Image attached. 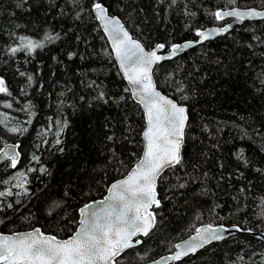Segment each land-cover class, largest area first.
<instances>
[{
  "label": "trees",
  "instance_id": "obj_1",
  "mask_svg": "<svg viewBox=\"0 0 264 264\" xmlns=\"http://www.w3.org/2000/svg\"><path fill=\"white\" fill-rule=\"evenodd\" d=\"M95 2L147 48L221 24L218 9L264 6V0H0V79L7 89L0 100L25 118L27 129L13 140L0 125V139L18 141L16 168L33 167L26 195L0 207V231L38 225L68 236L78 208L102 196L140 155L142 112L91 13ZM21 36L43 47L27 51ZM13 47L21 50L12 54ZM153 76L162 92L187 106L181 163L157 181L154 229L117 260L139 264L170 252L201 222L264 232V20L157 63ZM50 122L63 124L60 143L42 145L39 132ZM263 249L261 239L237 234L169 264H259Z\"/></svg>",
  "mask_w": 264,
  "mask_h": 264
},
{
  "label": "snow or ice",
  "instance_id": "obj_2",
  "mask_svg": "<svg viewBox=\"0 0 264 264\" xmlns=\"http://www.w3.org/2000/svg\"><path fill=\"white\" fill-rule=\"evenodd\" d=\"M229 2L234 3L235 0ZM94 11L111 41L112 51L123 77L130 85L125 91H131L133 98L144 108L147 126L143 132L145 139L143 156L124 179L109 187V194L103 200L96 202L95 205L87 204L80 209V227L69 239L58 240L55 236L42 234L39 229L27 233L0 235V264H120L117 257L126 249L141 243L139 239L133 241V238L138 235L147 236L154 227L155 216L150 208L153 205L160 206L156 196L158 176L166 168L181 163L180 147L187 121L186 109L161 95L156 90L151 76L152 65L167 57L158 56L155 50L146 52L142 45L129 35L119 20L108 17L106 9L101 4H94ZM214 15L217 20L235 17L237 21H243L246 17H264V12L232 9L217 11ZM227 30L220 28L213 32L219 34ZM211 34L213 33L202 31L196 33L201 40L208 39ZM19 39L21 48L29 52L43 47L42 43L34 42L27 37L21 36ZM179 47L173 45V55ZM21 48L13 47L10 51L15 54ZM156 48L162 49L164 45L159 44ZM6 91L4 81L0 79V92ZM99 98L103 99V93ZM9 131L27 129L11 128ZM56 143H60L59 139ZM0 153L11 159L12 167L16 166L18 153L12 155L3 149H0ZM18 186L23 187V184ZM2 195L11 193L0 192V196ZM195 231V236L182 244H176L175 254L165 259L180 260L213 240L223 239L220 229L210 224L196 228Z\"/></svg>",
  "mask_w": 264,
  "mask_h": 264
},
{
  "label": "water",
  "instance_id": "obj_3",
  "mask_svg": "<svg viewBox=\"0 0 264 264\" xmlns=\"http://www.w3.org/2000/svg\"><path fill=\"white\" fill-rule=\"evenodd\" d=\"M96 3L101 4L102 7H104V8L106 9V12H107V15H108L109 18H115V19L119 20L120 23L123 24V25H124V23H123L122 19H121L118 15H115V14H111V13H109L108 10H107V8H106V6H105L103 3H101V2H95V3H93V4L91 5V13H92V15H93L95 21L97 22V25H98L100 31L102 32V34H103V36H104V38H105V40H106V42H107V44H108V47H109V49H110V51H111V54H112L113 60H114L115 63H116L117 69H118V71H119L121 77H122L123 80L125 81V84H126L127 88H129L130 85L128 84V81L123 77V73H122V71L120 70L119 63H118V61H117L116 58H115V54H114V52L112 51L111 41L109 40L108 35L106 34V32H105V30H104L103 24H102L101 21H99V20L96 18V12L94 11V4H96ZM232 9H236V10H239V11L255 10V11H259V12H264V6H262V7L248 6V7H247V6H237V5H235V6H230V7H227V8L218 9V10H216V12H217V11H220V12L230 11V10H232ZM216 20H217V19H216ZM262 20H264V17H251V18L246 17L243 21H237L235 17H224L222 20H218V21H221V22H222L221 24H218V25H217V24L208 25V26H206V27H204V28H201V29H198V30L196 31V33H197L198 31H202V32H205V33H213V34L209 35L208 39L201 40L200 37L197 36L196 33H195V37H194V38L186 39V40H183V41H180V42H176V43L170 45L169 47H165V46H164V48H162V49H157V48H156L157 45L162 44V43H156L155 45H153V46L150 47V48L145 47V46L142 44V42H140L137 38H135V37L131 34V32L126 28L125 25H124V28H125L126 31H128L129 35H130L134 40L138 41V42L142 45V47L144 48V50H145L146 52H151V51L155 50V51L157 52V55H158V56H161V57H167V58H164V59L159 60L158 62H156V63H154V64L152 65V68H151L152 81H153V83H154V85H155V87H156V90H157L158 92H160L161 95L165 96V97L168 98V99L173 100V101H174L175 103H177L179 106L184 107V108L186 109V115H187V106H186L185 104L177 102L175 99H173V98L170 97L169 95H167V94H165L164 92H162V91L156 86V83H155V80H154V76H153V70H154L155 65H156L157 63H160V62H164V61L172 60V59L176 58L177 56H179L180 54H182V53H184L185 51H187L188 49L193 48V47H196V46H199V45L203 44V43H204L205 41H207V40H210V39L216 38V37H218V36H222V35L228 33L229 30H230L233 26L240 25V24H242V23H244V22H247V21H262ZM220 28H227L228 30L225 31V32H223V33H219V34H216V33L213 32V30H218V29H220ZM173 45H178V46H180V47L177 49L175 55L172 54V48H173ZM184 45H188V47H184ZM129 93H130L131 98H132V99H133V100L139 105V107H140V109H141V112H142L143 121H144V126H143V129H142V131H141L142 147H141L140 155H139L138 159H137L134 163H132V165L127 169V171H126L122 176H120V177H118V178L112 180V181L108 184V186H107V188H106V191H105V193H104L102 196H100V197H98V198H94V199L88 200V201L84 202V203L78 208V210H77L78 218H77V225H76L75 229H74V230H73L68 236L63 237V238H62V237H58V236H56V235L53 234V233H49V232H44V231H42V229H41L40 226H38V225H37V226H33V227H31V228H28V229H24V230H16V231H12V232H3V231H0V235H11V234H13V233H27V232H31V231H33V230H35V229H39L40 232H41L42 234H44V235H47V236H55L58 240H67V239H69L70 237H72V236L76 233V231H77V230L79 229V227H80V224H79V221H80V219H81V216H80V209L83 208V207H84L85 205H87V204H94V205H95L96 202H98V201H100V200H103V199L109 194V193H108V189H109V187H110L113 183H115V182H117V181H119V180H121V179H124V178L128 175V173L131 171V169L135 167V165L138 163L139 159L143 156V153H144V150H145V139H144V136H143V132L146 130L147 121H146V117H145V114H144V108H143V106L140 105V104L136 101V99L133 98L131 91H129ZM187 120H188V115H187ZM186 125H187V121H186V123H185L184 133H185ZM183 141H184V135H183V139H182L181 147H180V156H181V150H182V144H183ZM0 149H3V150H5V151L9 152V153L12 154V155H15V154L18 153L17 161L20 159L21 152H20V149H19V143H18V141H12V140H9V141L5 142V143L0 147ZM7 161H11V159H9V158H7V157H4L3 154L0 153V165L4 164V163L7 162ZM169 168H171V167H169ZM166 169H168V168H166ZM166 169H165V170H166ZM165 170H164V171H165ZM164 171H163V172H164ZM163 172H162V173H163ZM162 173H161V174H162ZM161 174H160V175H161ZM159 177H160V176H158L157 181H158ZM157 181H156V187H157ZM156 196H157V199H158L157 190H156ZM158 200H159V199H158ZM96 206H98V205H96ZM154 207H156V206L153 205V206L150 208V211H151V212L154 214V216H155V213H154V210H153ZM155 224H156V216H155ZM155 224H154V226H155ZM209 224H210V223L199 224L196 228H202V227H204V226H206V225H209ZM210 225H212L214 228H218V229H220V234L223 236V239H220V240H213V241H211L210 243L206 244L203 248L198 249L195 253H189L187 256L195 255L197 252L201 251L202 249H204V248L207 247L208 245H211V244H214V243L221 242L222 240H225V239H227L228 237H231V236H233V235H237V234L248 235V236H252V237H255V238H259V239H261V240L263 241V243H264V232H262V231H256V230H253V229H242V228H240L238 225H235V224H232V225H225V224H220V223H219V224H210ZM196 228H195V229H196ZM153 229H154V227L150 230V232H151ZM237 229H239V230H237ZM150 232H149V233H150ZM195 235H196V231L194 230L193 232H191V233L188 234L187 236L178 239V240L174 243V246H173V250H172V251H170V252H166V253H164V254H161V255L157 256L156 258H152V259H150V260H148V261H146V262H143V263H141V264H169V263H171L173 260H166L165 258H167V257H169V256L175 254V252L177 251V249L175 248V245H176V244H182L184 241H188V240L190 239V237L195 236ZM143 237H145V236H144V235H138L137 237H134V238H133V241H135L136 239H139L140 241H142V238H143ZM138 245H139V244H135L134 247H135V246H138ZM129 249H130V248H129ZM126 250H128V249H126ZM126 250H125V251H126ZM121 255H122V254H121ZM121 255H120V256H121ZM120 256H119V257H120ZM187 256H183L181 259L186 258ZM117 258H118V257H117ZM181 259H180V260H181ZM176 261H177V260H176ZM130 264H137V263H130Z\"/></svg>",
  "mask_w": 264,
  "mask_h": 264
},
{
  "label": "rangeland",
  "instance_id": "obj_4",
  "mask_svg": "<svg viewBox=\"0 0 264 264\" xmlns=\"http://www.w3.org/2000/svg\"><path fill=\"white\" fill-rule=\"evenodd\" d=\"M9 102L7 100H0V125L5 129L9 134L14 135L13 140H18V137L23 133V131L11 132L9 129L18 128L24 129L25 118H22L18 112H10L8 110ZM11 107V105H10ZM63 129L62 125H54L51 122L47 127H43L40 132V139L42 145L49 141L56 143L57 139L60 140V135ZM1 146L7 142L5 138L0 139ZM12 140V141H13ZM37 156L32 155L31 159H36ZM31 161V160H30ZM10 169L6 175L0 178V192L11 193V195H2L0 196V207L7 206L12 204L14 201H19L27 193V183H28V173L33 169V167L28 166L27 164L22 168L12 167V162L7 161L0 171H6ZM19 184H23V187H19ZM200 224H203L202 222ZM199 225H195L196 227ZM195 227V228H196ZM123 254V253H122ZM256 259L259 260V264H264V249L257 254ZM141 264V263H139Z\"/></svg>",
  "mask_w": 264,
  "mask_h": 264
},
{
  "label": "flooded vegetation",
  "instance_id": "obj_5",
  "mask_svg": "<svg viewBox=\"0 0 264 264\" xmlns=\"http://www.w3.org/2000/svg\"><path fill=\"white\" fill-rule=\"evenodd\" d=\"M150 260V259H149ZM148 261V260H147ZM146 262V261H145Z\"/></svg>",
  "mask_w": 264,
  "mask_h": 264
}]
</instances>
